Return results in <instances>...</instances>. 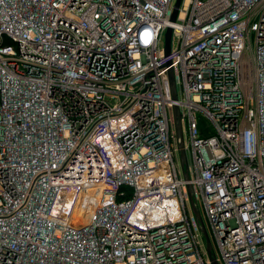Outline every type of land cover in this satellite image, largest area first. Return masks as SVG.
<instances>
[{
	"label": "built area",
	"instance_id": "1",
	"mask_svg": "<svg viewBox=\"0 0 264 264\" xmlns=\"http://www.w3.org/2000/svg\"><path fill=\"white\" fill-rule=\"evenodd\" d=\"M173 1L0 0V264H264V0Z\"/></svg>",
	"mask_w": 264,
	"mask_h": 264
},
{
	"label": "water",
	"instance_id": "2",
	"mask_svg": "<svg viewBox=\"0 0 264 264\" xmlns=\"http://www.w3.org/2000/svg\"><path fill=\"white\" fill-rule=\"evenodd\" d=\"M181 0H174L172 4V8L169 14V20L173 21L175 19V15L178 9V6L180 4ZM169 36H170V27L167 26L164 31V52L166 53L169 49ZM168 78H169V83H170V89H171V95L172 97H175V91H174V85H173V80H172V73L171 70L168 69ZM172 113H173V122H174V128H175V135L177 138V147H178V156H179V162L182 167L183 175L186 178L187 177V171H186V166H185V155H184V149H183V142H182V132L180 128V120H179V111L178 107L173 104L172 106ZM187 194H188V200L191 206V209L195 215V217L200 221V216L198 213V210L195 208V206L192 203V198H191V193H190V188L189 186L187 187ZM201 231L204 236L205 244H206V250L208 253H210V248H209V241L206 235V232L204 230V227L201 225ZM212 264H216L214 260H212Z\"/></svg>",
	"mask_w": 264,
	"mask_h": 264
},
{
	"label": "rangeland",
	"instance_id": "3",
	"mask_svg": "<svg viewBox=\"0 0 264 264\" xmlns=\"http://www.w3.org/2000/svg\"><path fill=\"white\" fill-rule=\"evenodd\" d=\"M197 120H198L199 125L201 124V125H204L210 128V125L207 123V120L203 116H201L199 113H197ZM175 160L178 162L177 159Z\"/></svg>",
	"mask_w": 264,
	"mask_h": 264
}]
</instances>
